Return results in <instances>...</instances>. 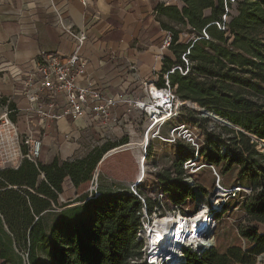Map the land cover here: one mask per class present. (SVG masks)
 <instances>
[{
	"label": "trees",
	"instance_id": "trees-1",
	"mask_svg": "<svg viewBox=\"0 0 264 264\" xmlns=\"http://www.w3.org/2000/svg\"><path fill=\"white\" fill-rule=\"evenodd\" d=\"M180 1L184 4L181 9L161 6L157 10L160 27L171 38L168 50L172 59L164 58L162 77L175 67L187 70L185 75L178 71L168 74L178 100L213 112L242 131L216 126L198 154L202 164L216 169L223 188L222 180L235 171L233 187L250 191L242 193L239 201V196L228 201L215 216L216 230L221 229L224 217L233 219L236 235L231 242L222 250L218 244L201 255L188 250L181 264H257V258L264 254V235L258 232L264 225V150L257 149L264 141V0H235L233 6L228 5L231 14L224 23V0ZM205 10L209 15L204 16ZM203 30L208 40L202 39ZM184 35H193L195 40L185 44ZM108 150V146L102 147L83 159L57 164L49 177L51 188L61 194L66 179L74 189L89 183ZM193 155L190 146L177 142L171 166L156 175L172 207L179 209L182 198L187 197L188 190L181 182L182 164ZM139 163L144 176L143 155ZM97 182L99 196L95 199L82 195L72 202L79 203L77 206L37 218L28 234L27 264L141 261L143 244L136 235L141 228L142 203L127 187H104L101 177ZM142 188L137 186V193L144 198L147 216H151L158 204ZM10 244L7 236L0 238V264H24Z\"/></svg>",
	"mask_w": 264,
	"mask_h": 264
},
{
	"label": "crops",
	"instance_id": "crops-1",
	"mask_svg": "<svg viewBox=\"0 0 264 264\" xmlns=\"http://www.w3.org/2000/svg\"><path fill=\"white\" fill-rule=\"evenodd\" d=\"M161 6L181 9L184 4L180 0H86L84 4L75 0H0V116L7 114L23 138L41 142L35 164L26 162L16 170L0 168V238L7 236L20 258L16 241L28 224L53 210L79 204L72 202L81 197V188H72L67 179L61 194L51 188L49 177L57 164L83 159L106 146L109 150L99 164L123 149H143L149 123L133 103L147 102L149 88L162 86L164 58L172 59L171 52L161 48L169 35L160 27L157 10ZM209 13L203 12L204 16ZM76 34L85 36L78 51L86 61L79 84L91 85L119 101L106 128L87 115L40 124L23 95V79L37 56L41 52L71 56L77 48L72 37ZM51 101L56 109L64 106L59 96L41 102ZM181 123L180 116L171 120L159 135L166 137L170 128ZM159 142L149 137L146 147ZM148 169L151 174L157 168ZM145 179L143 183L148 185L150 178ZM158 185L155 178L150 187H143L153 192ZM56 196L63 203L58 208L54 206ZM217 202L214 197L213 204ZM258 232L264 235V225ZM257 264H264V254Z\"/></svg>",
	"mask_w": 264,
	"mask_h": 264
},
{
	"label": "built area",
	"instance_id": "built-area-1",
	"mask_svg": "<svg viewBox=\"0 0 264 264\" xmlns=\"http://www.w3.org/2000/svg\"><path fill=\"white\" fill-rule=\"evenodd\" d=\"M80 4H84L86 0H75ZM225 2V15L222 17V22L228 20V14H231V10L228 5H234L235 0H224ZM216 27L223 30L222 25L216 23ZM77 42L76 51L69 57H65L60 54H46L41 52L36 60L35 65L31 71H29L23 79V95L29 103V111L38 118L40 124H44L47 121L58 120L61 118H71L75 120L79 117L87 115L94 120L100 122L103 128L111 122L112 109L119 103L101 93L95 87L81 86L79 80L85 75L86 61L79 55V49L85 41L83 34L72 35ZM185 44L190 41H194L193 35L187 37ZM202 39L208 40V36L205 30L202 31ZM170 35L166 37L162 43L161 48L167 50L170 46ZM188 53H186L187 55ZM183 62L187 66L185 55L182 57ZM174 71L180 72L181 75H185L180 67H175L168 74H172ZM168 74L163 76L164 85L162 87H151L148 90L147 102H134L133 107L140 110L143 116L147 119L149 125L147 132H151L152 139L161 140L164 143L175 144L177 142H183L190 146L194 150V155L191 159L183 162L182 169L187 172V176L183 178V182L193 187L194 183L191 180V175H195L202 169H208L215 179L214 192L220 191L224 194L225 199L222 201L219 208H214L210 202V196L208 204H202L199 209L191 215H183L178 208L172 207L170 211H166L163 205L164 193L162 192L160 185L154 190L155 202L158 207L154 210L151 216H147L144 198L137 193V184H133L129 187V191L137 197L142 203L140 212V230L137 232L136 240L143 242L142 246V259L141 261H131V264H181L184 260V253L188 250L193 252L191 248L178 249L177 254L162 256L161 253L152 252L149 247L148 235L152 226V220L154 217H160L161 210L165 215L170 213L173 216L182 215L183 217L197 216L203 206H206V210L203 213L207 220L208 225L212 230L216 226L215 216L221 212L223 206L231 199L237 198L238 201L242 199L240 196L242 193L249 194L250 191L239 186L232 187L230 189H224L220 185V177L216 169L210 165H204L199 159L198 151L202 146L200 140L195 133L186 124H179L169 129L166 137L159 135L160 129L165 126L171 120L178 118L181 114L185 103L180 102L171 89L168 81ZM154 88L158 94L152 92ZM61 97L64 106L61 109H56L53 101L43 104L41 101L45 98L54 100L56 97ZM41 142L39 140H31L30 138H23L17 131L14 124L11 122L7 114L0 116V168L5 170H16L20 168L24 163H36L40 156ZM144 149V148H143ZM146 154V151H143ZM146 155L143 156V158ZM89 195L87 199H95L99 196L97 177L94 175L92 181H90ZM202 236V235H200ZM145 239V240H144ZM213 246L205 245L203 248L205 251L210 250ZM204 251V252H205ZM197 254L201 255L202 253ZM167 254V253H166ZM28 253L26 252L22 258L27 262Z\"/></svg>",
	"mask_w": 264,
	"mask_h": 264
},
{
	"label": "rangeland",
	"instance_id": "rangeland-1",
	"mask_svg": "<svg viewBox=\"0 0 264 264\" xmlns=\"http://www.w3.org/2000/svg\"><path fill=\"white\" fill-rule=\"evenodd\" d=\"M232 13H234V11ZM180 117L182 118V123L188 125L189 128L195 133L197 138L200 140L202 146H205L208 136H210V133L215 130V127L220 126L219 124L214 123L210 119L202 117L199 111L192 109L188 105H185V107H183ZM144 137L145 140H142V143L146 142V145H142V148L144 149L139 150L135 147L123 149L110 155L101 164L98 165V168L95 171L94 175L97 177V180L98 177H101V182L103 183L104 187H108L110 185H117L128 186L127 188H129L131 185H136L138 182H140V185L138 184L139 186L146 185L150 187V183L153 182V180L156 178V175L162 173L170 167V160L171 162L174 160V152L177 143L168 144L163 143L161 140H159L160 142L156 143L154 147L148 148L146 146L149 141L150 133H148V135L146 133ZM257 149L258 151L262 152L264 150V142H259V144L257 145ZM143 151H146V154ZM152 152L154 155L152 154ZM221 153H224L223 148L221 149ZM151 154L153 155L152 157H150ZM142 155H146L144 157L145 173L144 176H142L141 179L137 181V178L140 177L139 168L141 163H139V158ZM203 162L204 161L201 160V163ZM148 167H150V169L154 167L157 169L154 171L151 169V174H149ZM134 176H138L136 180L134 179ZM184 176H187V172L185 171ZM148 177L150 178L151 182L147 185L145 184V182L143 183V181L145 178L147 179ZM183 178L181 182L185 186V188H187L188 191L186 193L187 197L182 198V201L179 205V210L181 211V213L191 215L192 213L196 212L202 204H208L209 196L210 202L211 200L213 202L211 195L215 194V179L208 169H202L195 175H191V180L194 183L193 187L184 183ZM235 178L236 173L235 171H232L231 173H229V175L225 176V179L222 181L225 183L226 187L232 188L235 184ZM90 187L91 185L89 182L81 186V189L78 193L86 195L87 198L89 195L88 191ZM141 190L148 196V198H150L155 203L154 191L151 192L148 188H142ZM183 194L184 193H182V195ZM224 198L225 197L223 196L221 198V201ZM21 199L23 200L25 198L21 197ZM58 200L59 199L56 196V199L54 200V206L57 208L60 204H63ZM163 205L166 211H170V208H172V204L167 198V195H164ZM160 214V217L166 216L164 212H160ZM232 220V218L227 219L226 217H224L223 222L221 224V229L216 230L215 226V228L211 231L212 233H210V236L208 233L207 241L209 245H212L215 248L218 246V244H221L220 249L222 250L229 242H231L232 238H234V236L236 235V228ZM29 225L31 226L32 224H28V227L24 230V235L22 237H17L16 251L20 256H23L28 250V233L30 229ZM24 264H27L25 260Z\"/></svg>",
	"mask_w": 264,
	"mask_h": 264
},
{
	"label": "bare ground",
	"instance_id": "bare-ground-1",
	"mask_svg": "<svg viewBox=\"0 0 264 264\" xmlns=\"http://www.w3.org/2000/svg\"><path fill=\"white\" fill-rule=\"evenodd\" d=\"M152 92L158 94L154 88H152ZM185 105L199 111V113H206L204 110L199 109L196 104L185 103ZM207 114L209 119L212 118L210 113ZM148 133H150L151 136V132H147V135ZM142 145H146V142H143ZM141 167L140 165V168ZM140 168V177L137 178V181L143 176L142 169ZM139 183L140 182L137 184ZM223 196L224 194L220 191L213 195V199L214 197L218 199L215 205L211 200V204L214 208H219L222 201L225 199L221 201ZM205 210L206 206L204 205L197 216H190L189 218L183 217L182 215L173 216L171 213L163 217H154L148 235L149 247L152 252H158L161 253L162 256H167L168 254H177L179 248H191L193 252H197L205 245H208L207 235L209 233L210 236L212 228L208 225L205 215L203 214Z\"/></svg>",
	"mask_w": 264,
	"mask_h": 264
},
{
	"label": "water",
	"instance_id": "water-1",
	"mask_svg": "<svg viewBox=\"0 0 264 264\" xmlns=\"http://www.w3.org/2000/svg\"><path fill=\"white\" fill-rule=\"evenodd\" d=\"M203 110V109H201ZM206 113H203V112H200V115L206 119H209L208 118V114L207 113H210L212 115V118H210L211 121H213L214 123H217L219 124L220 126H223V127H226V128H229V129H233L235 131H238V132H242L239 128L233 126L228 120H225V119H222L221 117L217 116L215 113L213 112H208L206 110H204ZM138 185V184H137ZM38 218V217H37ZM34 224V222L32 223V225ZM32 225L30 226V228L32 227ZM30 230V229H29ZM212 233V232H211ZM205 249L202 248L200 251H197L198 253H204Z\"/></svg>",
	"mask_w": 264,
	"mask_h": 264
}]
</instances>
